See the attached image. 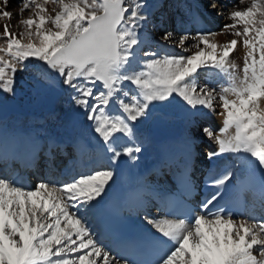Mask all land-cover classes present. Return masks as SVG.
<instances>
[{
    "label": "snow or ice",
    "instance_id": "obj_1",
    "mask_svg": "<svg viewBox=\"0 0 264 264\" xmlns=\"http://www.w3.org/2000/svg\"><path fill=\"white\" fill-rule=\"evenodd\" d=\"M10 0L0 19L10 20ZM21 19L0 32V92L13 93L27 62L60 77L110 154L111 167L89 169L67 180L40 179L34 186L0 173V264H264V212L221 204L233 188L238 164L255 190L264 173V0H239L218 33L165 32L159 39L179 52L145 49L148 0H18ZM240 5H246L240 7ZM212 8H217L213 3ZM28 12L27 17L24 13ZM20 29L14 31L13 28ZM244 48L243 64L232 54ZM22 65V67H18ZM205 79L201 82V77ZM226 78L220 90L211 78ZM179 101L192 113L222 118L218 131L202 133L216 147L209 160L231 154L230 163L205 180L211 189L195 208L145 215L150 231L136 242L144 258L119 255L91 219L116 175L120 159L141 152L138 125L156 104ZM264 195V178L259 180Z\"/></svg>",
    "mask_w": 264,
    "mask_h": 264
},
{
    "label": "bare ground",
    "instance_id": "obj_2",
    "mask_svg": "<svg viewBox=\"0 0 264 264\" xmlns=\"http://www.w3.org/2000/svg\"><path fill=\"white\" fill-rule=\"evenodd\" d=\"M166 1L153 0L152 3L148 4L146 11L149 13V20L143 30L147 37V43L143 47L145 49L159 50L161 53L179 52V49L169 47L167 44L161 42L159 38L162 32H173L177 37L180 35L177 29H182V27L177 23L178 19H180V22L184 21L181 19L184 16L181 15L184 14L183 9L186 7L187 0H168L167 3ZM207 1L209 0H205V2ZM216 1L213 0V3H216ZM0 3H2V0H0ZM17 3L18 0H10L7 10L13 12L14 15L8 21L0 19V32H3L5 22L16 26L21 19L19 15L20 6ZM237 4H239V0H224L220 1V5L216 11L212 7L210 10L216 14L220 23H231L226 17L233 9V6ZM245 6L240 5V7ZM173 10L176 11L174 26L169 23L168 19ZM28 14L25 13L24 17L26 18ZM13 30L18 32L19 29L14 27ZM192 34L195 35L196 33ZM231 38L233 37L227 32L216 36V40L220 43H224ZM0 43H4V40H1ZM244 51L242 44H238L236 51L232 54V58H235L241 66L243 64ZM204 79L205 77L202 76L201 82ZM211 80L212 85L217 88V91L220 90L221 85L227 86L226 78L224 77L213 76ZM56 102L57 99L55 98L53 104ZM173 103L178 106L175 114L172 115L169 111L158 110L148 118L144 126L138 125L137 143L140 144L141 152L136 154L137 159L134 161L129 160L127 157L120 159L116 166V175L106 190L99 212L91 216L94 225L99 228L102 238L111 247L113 246L114 239L104 233L106 227L102 222L101 211L110 193L115 188L123 189L126 201L125 205L131 214L138 213L141 217L156 215L159 214L158 210L165 211L164 202L160 195L173 189V182L170 181L169 177L170 170L167 168L168 163L174 161L176 164H183L191 154L196 152L194 160L195 168L193 171L197 174L218 158L216 157L213 160L208 159L207 152L214 150L216 145L205 137L203 133H198L197 130L201 128L202 124H205L211 126L213 130L218 131L222 126V118L209 112L192 113L179 101H173ZM71 110V118L67 120V123L65 122L66 124H60V127L59 123L56 124L54 121L46 122L47 117L44 118L38 114L31 115L30 117L19 116L17 119L12 115L13 117L10 116L0 120V139L3 141L5 148L10 149V144L13 145L14 151L11 154L15 156L14 160L16 162H18L19 156L22 155L21 145L23 141L29 143L31 150L38 149L41 146H43L44 150H48L56 146L59 156V166H63V169L53 172L50 177L46 178L51 172L49 166L48 168L46 167L48 169L44 177L46 180H67L73 175H78L89 169L111 167L112 165L109 164L110 154L105 151L103 142L93 131L91 122L87 121L84 115L81 120L73 125L72 121L76 116L74 113L78 109L75 106ZM157 129L163 131L166 135L165 140L162 142H155L152 138V132ZM0 151L3 152L5 150L0 148ZM71 152L74 158L67 163V153L70 154ZM2 155L0 154L1 158H3ZM6 155L11 156L8 152ZM227 155L236 159L231 154ZM45 158V161H49L47 155H45ZM2 170L4 173L5 169ZM238 172L246 174L248 173V168L244 164H240ZM35 175L32 174L24 184L34 186L39 181L38 179L34 182ZM254 206L250 202L248 209ZM259 210L262 214L264 212V205L260 206Z\"/></svg>",
    "mask_w": 264,
    "mask_h": 264
},
{
    "label": "rangeland",
    "instance_id": "obj_3",
    "mask_svg": "<svg viewBox=\"0 0 264 264\" xmlns=\"http://www.w3.org/2000/svg\"><path fill=\"white\" fill-rule=\"evenodd\" d=\"M152 1L153 0H148V4L150 2L152 3ZM167 2L168 1H166V3ZM17 4L20 6L19 3ZM25 13L28 12L26 11ZM225 24V22H222L216 30L219 35L222 34L221 29H223ZM18 31H20V29ZM164 33L165 32H162L161 37ZM1 40L3 39H0V41ZM18 67H22V65H18ZM71 94L70 90L66 89L60 83V77L49 72L45 66L38 64L35 60H30L27 62L26 70L17 72L14 92H0V103L6 108L11 109L13 111L12 115L16 119L19 116L30 117L31 115L38 114L41 117H47L46 122L54 121L56 124L59 123L60 127V124L67 123V120L71 118V109L75 107L71 100ZM55 98L57 102L53 104ZM175 105L176 104L173 102L156 104L155 107L152 108L150 116L158 110L169 111L173 115L178 110V106ZM74 114L76 116L73 118V125L84 117V113L80 109ZM148 118L140 123L141 126H144ZM205 126L207 125L202 124L197 132L202 133V128Z\"/></svg>",
    "mask_w": 264,
    "mask_h": 264
},
{
    "label": "water",
    "instance_id": "obj_4",
    "mask_svg": "<svg viewBox=\"0 0 264 264\" xmlns=\"http://www.w3.org/2000/svg\"><path fill=\"white\" fill-rule=\"evenodd\" d=\"M10 114H11V111L10 110H8V109H6V108H4L3 106L0 105V119H4L7 116H9ZM163 137H164V134L160 130H156L154 132V138H155V140H157V141L158 140H161V139H163Z\"/></svg>",
    "mask_w": 264,
    "mask_h": 264
}]
</instances>
